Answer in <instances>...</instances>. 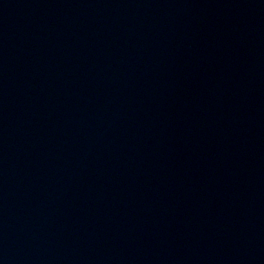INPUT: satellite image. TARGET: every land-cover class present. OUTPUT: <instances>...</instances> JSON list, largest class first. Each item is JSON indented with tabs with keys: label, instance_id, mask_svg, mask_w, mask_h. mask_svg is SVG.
I'll use <instances>...</instances> for the list:
<instances>
[{
	"label": "water",
	"instance_id": "water-1",
	"mask_svg": "<svg viewBox=\"0 0 264 264\" xmlns=\"http://www.w3.org/2000/svg\"><path fill=\"white\" fill-rule=\"evenodd\" d=\"M0 264H264V0H0Z\"/></svg>",
	"mask_w": 264,
	"mask_h": 264
}]
</instances>
